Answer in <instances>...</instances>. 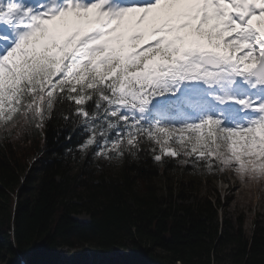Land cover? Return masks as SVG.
Returning a JSON list of instances; mask_svg holds the SVG:
<instances>
[{
    "label": "snow or ice",
    "instance_id": "snow-or-ice-1",
    "mask_svg": "<svg viewBox=\"0 0 264 264\" xmlns=\"http://www.w3.org/2000/svg\"><path fill=\"white\" fill-rule=\"evenodd\" d=\"M58 119L106 159L264 176V0H0V131Z\"/></svg>",
    "mask_w": 264,
    "mask_h": 264
},
{
    "label": "trees",
    "instance_id": "trees-1",
    "mask_svg": "<svg viewBox=\"0 0 264 264\" xmlns=\"http://www.w3.org/2000/svg\"><path fill=\"white\" fill-rule=\"evenodd\" d=\"M49 125L0 131V264H64V253L76 262L83 246L105 256L125 250L115 264H264V226L256 219L246 235L241 222L234 228L218 217L207 197L185 195L184 183L155 185L180 166L203 168L194 155L157 162L148 150L126 153L112 175L98 171L92 149H77L86 134L67 139L62 119ZM83 214L87 220L76 219Z\"/></svg>",
    "mask_w": 264,
    "mask_h": 264
},
{
    "label": "rangeland",
    "instance_id": "rangeland-1",
    "mask_svg": "<svg viewBox=\"0 0 264 264\" xmlns=\"http://www.w3.org/2000/svg\"><path fill=\"white\" fill-rule=\"evenodd\" d=\"M185 143L188 142L186 141ZM156 146L159 147L158 145ZM167 147L178 153L175 157L176 159H181L180 157L185 155L186 149L177 143L170 142ZM193 155L195 156V154ZM95 157L98 161V171H106L112 175L117 173L121 163L120 158L106 159L99 155ZM38 161H40L38 157H35L31 160V164H37ZM245 162H247V159H245ZM219 165H221L220 168L216 167L213 162L212 171H209L205 166L203 168L194 166L187 169H183L180 166L168 171L164 176L157 177L155 185L158 188H164L168 186L176 187L179 186V183H184L185 195L199 194L207 197L217 207L218 217L225 216L234 228H237L241 222L242 229L246 235H250L254 219L264 226V176L257 175L256 178H252L247 174H241L235 166V161L229 165L222 163H219ZM76 219L87 220L88 218L83 214L76 216ZM82 249L85 250V254H79L76 262H72L71 253H64L63 263L115 264V261H122V256L126 252L121 248H116L113 255L105 256L89 252L86 246H83ZM2 264L6 263L3 262ZM10 264L26 263L24 260H20L18 262L10 261Z\"/></svg>",
    "mask_w": 264,
    "mask_h": 264
}]
</instances>
